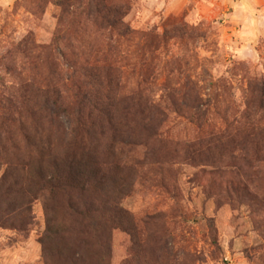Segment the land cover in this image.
Masks as SVG:
<instances>
[{
    "label": "rangeland",
    "instance_id": "rangeland-1",
    "mask_svg": "<svg viewBox=\"0 0 264 264\" xmlns=\"http://www.w3.org/2000/svg\"><path fill=\"white\" fill-rule=\"evenodd\" d=\"M63 1L0 0V164L17 168L31 159L27 170L34 180L23 178L12 207L0 215V264L77 262L81 243L69 231L79 216L67 200L54 198L38 174L49 176L54 160L77 161L92 171L87 180L94 209L119 212L134 237L129 245L132 239L117 233L113 264H142L136 255L143 248L147 264H264V154L248 150L203 167L177 148L200 138L208 125L225 129V116L241 120L249 83L264 73V0L248 14L239 4L245 0H112L127 8L125 22L133 32L127 38L89 14L90 0H70L72 8ZM108 66L117 69L123 94L146 82L151 99L173 118L163 140H148L151 131L143 126L125 134L123 143H136L144 158L137 166L112 159L106 165L85 135L86 146L75 144L71 111L79 106L75 84L82 74L99 75L95 82L102 89L93 93L99 92V105L121 107L118 78ZM196 96L215 102L207 124L184 117L192 113L185 103ZM255 113L264 117L262 108ZM258 127L264 129V119ZM100 131L113 129L104 123ZM27 136L41 140V154ZM259 147L262 152L264 142ZM248 159L255 175L229 173ZM214 170L224 177L208 174ZM228 181H242L247 189L221 197L220 186ZM127 183L131 190L124 197Z\"/></svg>",
    "mask_w": 264,
    "mask_h": 264
},
{
    "label": "trees",
    "instance_id": "trees-1",
    "mask_svg": "<svg viewBox=\"0 0 264 264\" xmlns=\"http://www.w3.org/2000/svg\"><path fill=\"white\" fill-rule=\"evenodd\" d=\"M70 3V0L67 2L64 0L61 5L69 6ZM90 5L92 6L89 8V14L96 15L97 18L101 19L107 29L118 30L119 36L122 38L133 35L128 23L125 22V17L128 12L124 4H113L112 0H90L87 7ZM69 7L72 8L71 5ZM64 36L60 35L56 39L55 44L57 47L60 46V40ZM108 68L113 73V77L118 78L116 87L121 94V99L119 100L117 98V101L121 107L118 109L102 104L99 105L97 103L98 100L101 101L98 96L99 92L96 93V97L93 94L94 89H102L101 86L96 84L98 82H95L99 78L96 76L98 74L91 72L82 74L80 81L75 84L76 97L74 99H79V106L77 110L72 106L73 111H71L77 119V131H74L76 134V138H74L75 144L86 146V142L84 141L85 135L89 141L87 142L88 145L99 151V156L105 160L104 163L106 165L107 163L112 164L110 161L112 159L116 161V165L128 163L136 164L135 166H137L142 164L141 162H143L144 158L138 156L137 150L139 146L136 143H123L125 134L132 135L134 130L143 126L148 131H151L148 140L154 138L163 140V136L169 134L171 130L166 131L164 129L168 128L167 126H169L173 118L165 111L163 106L154 103L146 82L141 85L139 84L138 88L130 91L129 94H123V84L119 79L117 69L112 66H108ZM112 68H114L113 71ZM109 75L107 74L105 82L111 84ZM104 87L107 89L110 88L108 85ZM248 93L249 97L246 100V110L241 120H231L225 116L223 119L226 124L225 129H215L211 125H208L207 129L200 135V138L192 142L186 141L177 144L178 151L179 149L181 150V156L192 163L198 161L203 167H213L211 163L213 161L214 163L220 161L219 159L224 158L225 155L235 158L239 154H243L248 150L255 151V149L263 155L264 150L262 149L261 152L259 146L264 142V129H260L258 123L261 124L264 117L255 113V111L262 108V112H264V73L249 83ZM213 105H215V102L212 99L206 100L197 97L189 103H185V107L191 110L192 113L188 112L184 117L190 121L197 120L207 124L209 121V112ZM172 106H177V104L173 103ZM99 116L103 121H99ZM104 123L113 129L112 134L101 133L100 126L102 129ZM235 123H239V126L236 129H232ZM38 130L40 132V126ZM27 139L29 146L31 148L35 147V151L41 154L43 150L41 140L37 137V141L34 143L30 136H27ZM126 147L129 149L127 153L125 152ZM255 154H257L256 151ZM145 155L148 156V153H145ZM150 156L153 157V154ZM30 161L31 159L29 160L27 158L17 168H13L9 162H2L0 164V169L4 166L6 167L4 175L0 180V215H3L12 207L11 196L20 192L21 182L24 177L30 175L28 178L34 182L31 178V172L27 170ZM247 162L249 164H245V167L230 169L229 173L234 175L235 172L245 169L244 171L246 173H249L251 176L255 175V168L250 164L253 161L248 159ZM129 169L135 171L133 168ZM43 171H38L42 179V185L49 190L54 198L67 200L79 216V225L76 229L69 231V234L81 243V249L75 264H113L117 233H123L128 239H132L129 245L134 244V237L131 238L129 230L124 229L125 226L123 225V221L120 220L119 212L111 211V214L108 215L94 209V203L88 196L91 190L88 187L87 180L88 176L93 174L92 171H88L81 163L73 160L67 162L54 160L53 171H51L49 176H46ZM201 174L206 173L202 170ZM208 174H211L214 178H220V180L221 177H224L223 171L218 170H214ZM238 183L228 181L226 186L221 185L220 196L222 197L226 194L230 196L232 193L246 191L247 186L240 185L243 184L242 181H238ZM127 184L128 186L126 187L124 197L131 190L129 183ZM119 198L122 199V196ZM124 210V208H121L122 214L125 212L129 213ZM4 223L0 217V227H4ZM128 252L130 253L131 250L128 249ZM145 255L146 252L143 248V252L137 254L136 258L142 264H147L148 258ZM132 262L133 259H130L129 264H132ZM134 262L137 263L136 260ZM123 264H127V260Z\"/></svg>",
    "mask_w": 264,
    "mask_h": 264
},
{
    "label": "crops",
    "instance_id": "crops-1",
    "mask_svg": "<svg viewBox=\"0 0 264 264\" xmlns=\"http://www.w3.org/2000/svg\"><path fill=\"white\" fill-rule=\"evenodd\" d=\"M257 0H245L244 3H239L240 4V8H242L243 12H246L247 14L249 13V7L252 6L253 7V3L256 2ZM243 4L245 5V7H243ZM239 7V5H238ZM248 10V11H246ZM239 13V11H238ZM251 13V12H250Z\"/></svg>",
    "mask_w": 264,
    "mask_h": 264
}]
</instances>
